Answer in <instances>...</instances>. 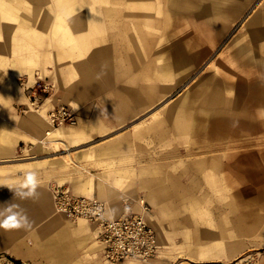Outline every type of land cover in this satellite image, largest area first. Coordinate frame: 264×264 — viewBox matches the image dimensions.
<instances>
[{"label": "rangeland", "instance_id": "374dc122", "mask_svg": "<svg viewBox=\"0 0 264 264\" xmlns=\"http://www.w3.org/2000/svg\"><path fill=\"white\" fill-rule=\"evenodd\" d=\"M136 1L0 0V96L9 72L13 71L12 66L15 64L20 71L23 69L14 77L19 97L8 100L0 97V181L15 187L23 181L28 170H35L40 181V196L35 202L14 198L12 190L0 186V210L8 203L17 204L26 211L31 222L27 230L0 229V264H16L11 258L23 252L25 244L39 243L43 236L40 231L45 227V209L50 208L46 206L50 201L54 204L53 188L63 186L59 175L83 168L88 170L87 164L93 163L94 156L77 157V154L106 145V136H93L84 143L73 145L64 139H53L51 130L43 134V127L45 131L51 124L45 114L53 107L65 106L74 117V123L65 121L58 125L59 130L65 126L78 127L84 121L79 113L82 109H90L92 115L95 110L118 113L133 96H139L144 108L137 114H124L123 137H129L133 128L145 131L151 127V123L141 122L132 126L133 117L138 120L146 118L151 110L163 111L161 124L154 132L145 133L122 148V168L132 171L131 179L122 183V191L132 192L139 186L138 190L143 187L142 194L154 183L168 186L166 200L170 205L161 211L160 220L172 232L176 231L173 233L176 245L169 240L159 255L170 264H183L187 260L181 244V223L178 222L184 210L190 212L193 222H204L205 210L209 207L206 198L216 195L213 190H199L202 183L214 184L213 176L210 182L205 180L209 181L205 174L212 172L210 168L213 167L199 166V160L226 156L230 153L227 144L231 142L264 140V134L248 129L243 112L247 110L248 84L264 79V55L256 53L262 50L264 37L256 34V30H250L255 25L251 19L264 11V0ZM3 7L20 16L19 19L23 18L25 24L19 26L16 24L19 19L5 16L1 11ZM24 8L28 13L23 15L21 10ZM45 13L51 18L45 17ZM82 13L83 16L89 14L97 33L91 37L95 46L92 54L86 51L79 56L78 50L71 48V41L79 39L78 33L73 32L70 40L57 36L53 19L56 15L63 16L64 20H77V15ZM37 30L39 33L35 32ZM241 46L246 50L239 51ZM84 62H89L93 70L91 83L84 81L83 73L87 69ZM165 62H173L172 78L162 74L166 72L161 68ZM41 66L45 69L44 74L43 71L36 72ZM43 84L47 86L45 90ZM22 87L28 88L23 90ZM65 89H70L65 93L75 100L72 107L71 101L62 99L60 94L52 97ZM78 90L85 101V107L81 109ZM185 94L188 99L183 102ZM28 98L34 102L33 107ZM49 100L47 110L43 112V106ZM255 105L257 109L258 104ZM39 106L40 111H34ZM250 108L254 109L253 106ZM156 114L153 118L159 120ZM118 156L117 152L98 156V160ZM106 167L109 165L104 162ZM141 167L147 169L142 174L139 172ZM53 206V213L62 216ZM148 206L151 212L149 203ZM63 217L71 223L76 222ZM87 259L85 257L76 264H87ZM151 261L134 263L150 264ZM96 262L111 264L101 255L95 256L93 264ZM22 264L37 263L22 260ZM238 264L247 262L240 259Z\"/></svg>", "mask_w": 264, "mask_h": 264}, {"label": "crops", "instance_id": "0c3cea01", "mask_svg": "<svg viewBox=\"0 0 264 264\" xmlns=\"http://www.w3.org/2000/svg\"><path fill=\"white\" fill-rule=\"evenodd\" d=\"M137 2L135 0V3ZM139 2L143 3V1ZM1 11L5 16L10 18L19 19L20 17L14 15L11 10L5 7ZM21 11L23 15L28 13V10L25 8ZM83 14L77 15V20H64L63 16L59 17L56 15L55 19H53L57 36L59 35L66 40H70L73 38V32L78 33L79 39L71 41V48L77 49L79 56L85 54L86 51H90L92 54L95 46L91 37L97 33V31H94L96 27L93 26L92 21L89 19V14L86 16H83ZM138 15L141 18H145L143 14ZM46 16L51 18L49 13H45ZM69 17L75 18L73 15ZM251 22H254L255 25L250 30H256V34L264 37V11L258 12L251 19ZM260 23H262V26L259 25ZM16 24L22 26L25 22L23 18H20L16 20ZM35 32H38V30ZM261 48L262 50H258L256 53L264 55V46ZM241 50H246V48L241 46L239 51ZM32 61L36 62L33 58ZM92 61L91 59L90 63ZM262 61L264 66V56ZM90 63H83L87 68L83 75L88 80L84 76L83 78L84 81H88L89 83L93 79V77H90L93 72ZM256 64L251 63L253 66ZM12 67L13 71L9 72L8 82L5 83L3 94L0 96L2 100L14 97L18 98L20 95L14 77L16 74L22 72L23 69L20 71L16 68L15 64ZM183 67L185 66L183 65ZM161 68L164 71L166 70L165 73H162L167 76L166 78H172L173 62H165V65L161 66ZM42 71L44 74L45 69L42 66L36 70L37 73H42ZM257 82L256 84L249 83L247 86V93L245 95L247 110L243 112L244 116H246L248 129L253 128L257 132L264 134V79ZM1 83L3 85L4 82ZM74 88L81 90L79 87ZM68 90L70 89H65L62 93L58 91L52 97L55 98L60 94L62 99L65 98L67 101H71L69 105L72 107V104H75V100L72 95L65 93ZM80 90H78L79 95L81 94ZM163 90L164 87L162 88ZM76 92L77 90L73 94ZM186 94L182 97L184 98L183 102L188 99ZM83 96L81 94L79 97L80 109L85 107L83 105L85 103ZM51 100L44 104L43 112L47 110L46 105ZM140 101L142 99L139 96H133L131 101L125 104L122 112L118 113L109 110H105V112L103 110H95L92 115L90 109H82L79 113L84 121L78 127L65 126L59 130L51 131L50 135L53 139H64L65 141L74 143L73 145L84 143L93 136H106L104 138V140H107L105 142L106 145L93 148L85 152V154H77V157L84 155L94 156L93 163L87 164L88 170L83 168L78 172L61 173L59 175L61 177L60 180H62L61 185L68 187L75 194L94 195L103 200L107 206L106 215L108 217L120 216L127 210L129 212L141 213L142 206L139 200L140 198H144L152 207L151 212L147 211L145 213V218L156 231L160 252L166 242L175 240L173 233H176L175 230L172 232L164 226L162 220H160L161 211L167 209L170 205L166 200L168 186L154 183L151 188L142 194L140 192H142L143 187H141V190H138L139 186L132 192L122 191V183L128 182L132 176L131 169L122 168V148L127 147L132 141L142 137L145 133L154 132L161 124L164 116L162 115L163 111L158 112V110L154 109L147 114L146 118H149L147 121L144 120L146 119L145 117L138 120H136V117H133L134 122H132V126L137 122H141L144 124L151 123V127L145 131L133 128L129 137L126 135L123 137L124 132L121 130L122 118L126 113L137 114L144 108V105ZM168 101L165 103H168ZM255 102L258 104L257 109L255 108ZM251 106L254 109L250 108ZM170 112H173V110H170ZM183 112L186 113V111ZM155 114L160 117L159 120L153 118ZM188 118L190 119L191 116H188ZM44 125L41 124V126ZM191 127H194V123H191ZM138 131L141 132L137 134L136 132ZM41 132L48 134L46 133V129L44 131V127ZM227 146L229 147L226 149L230 150V153H227L226 156H215L199 160V166L213 167L210 168L212 172L205 174V178H209V181L205 179L207 183L211 181V176L214 178L213 185H203L202 183L199 186V190L203 189L205 192L213 190L216 195L213 198H206V204L208 203L207 206L209 207L205 210L207 216L204 222H193L189 214L190 212L185 210L183 216L179 218L178 222L181 223L179 229H181V244L184 258L188 262L199 264H238V260H244L245 258H248L247 260L250 261V264H264V140L241 144L231 142ZM117 152L119 156L115 159L100 158L98 160V156L106 157ZM104 162L109 167L104 168ZM146 170V167H141L139 172L142 174ZM157 176L154 177L157 178ZM199 180L202 181V177L199 176ZM156 182H159V179H156ZM46 207H50V210L47 208L48 210L46 211L45 209L46 216L43 217L44 220L46 219L45 227L40 231V235L43 234V236L39 238V243L25 244L23 252L20 254L15 253L14 259H18L21 262L22 260H27L37 264H76L87 257V264H93L96 255L102 256L104 244L99 237L95 224L88 223L85 220H79L75 223L67 221L63 215L60 216L53 213L54 206L52 201ZM172 244H175V241ZM175 248L176 250L180 249L179 247ZM159 252L151 258L150 264H170V262H166L161 258ZM134 262L133 260H125L121 263L136 264Z\"/></svg>", "mask_w": 264, "mask_h": 264}, {"label": "built area", "instance_id": "2783aa9c", "mask_svg": "<svg viewBox=\"0 0 264 264\" xmlns=\"http://www.w3.org/2000/svg\"><path fill=\"white\" fill-rule=\"evenodd\" d=\"M47 88L43 84V90ZM48 119L52 125H60L72 121L74 117L65 106H56L49 110ZM55 208L69 220L84 218L95 224L100 239L104 244L103 259L111 264L120 261L134 260L146 262L159 252L155 229L147 222L145 213L148 203L141 200L142 212L128 210L117 217L106 215V203L94 195H79L68 187L56 186L52 191ZM245 258V262L250 261ZM183 264H195L185 261Z\"/></svg>", "mask_w": 264, "mask_h": 264}, {"label": "clouds", "instance_id": "9594fccd", "mask_svg": "<svg viewBox=\"0 0 264 264\" xmlns=\"http://www.w3.org/2000/svg\"><path fill=\"white\" fill-rule=\"evenodd\" d=\"M0 186H6L14 193V198L21 200H33L34 202L39 199L40 193L38 188L40 181L38 173L35 170H28L24 174L23 181L15 187L5 181H0ZM7 206L0 210V229L5 231L12 230H27L31 227V222L27 216L26 211L17 204L8 203Z\"/></svg>", "mask_w": 264, "mask_h": 264}, {"label": "bare ground", "instance_id": "6f19581e", "mask_svg": "<svg viewBox=\"0 0 264 264\" xmlns=\"http://www.w3.org/2000/svg\"><path fill=\"white\" fill-rule=\"evenodd\" d=\"M24 84V83H23ZM31 86V85H30ZM30 86H28V87H30ZM28 87H25V89L22 87V89L23 90H26ZM29 99V98H28ZM29 104H30V107H33L32 105L34 104V102H32L30 99H29ZM40 109H41V107L39 106V109H34V111H40ZM172 110V109H171ZM47 117H48V114H47V112H46V114H45V119H47ZM50 126H48L49 127V129H47L46 130V133H50V130L52 131V128H54V129H57V127L58 126H53V125H51V124H49ZM62 125V124H61ZM53 126V127H52ZM60 126V125H59ZM141 200H143L144 201V198H140V200H139V203H141ZM54 205V204H53ZM79 220H85V221H87L86 219H84V218H78L77 220H75L76 222L77 221H79ZM185 263V262H184ZM190 263V262H189ZM193 263V262H192ZM195 264H198V263H195Z\"/></svg>", "mask_w": 264, "mask_h": 264}, {"label": "trees", "instance_id": "16d2710c", "mask_svg": "<svg viewBox=\"0 0 264 264\" xmlns=\"http://www.w3.org/2000/svg\"><path fill=\"white\" fill-rule=\"evenodd\" d=\"M12 261H14L16 264H22V262L18 259L11 258Z\"/></svg>", "mask_w": 264, "mask_h": 264}]
</instances>
